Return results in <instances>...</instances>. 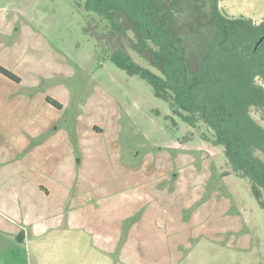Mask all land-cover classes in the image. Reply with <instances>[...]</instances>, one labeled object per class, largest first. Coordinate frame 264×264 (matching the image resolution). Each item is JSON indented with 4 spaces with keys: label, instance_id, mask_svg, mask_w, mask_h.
Segmentation results:
<instances>
[{
    "label": "rangeland",
    "instance_id": "374dc122",
    "mask_svg": "<svg viewBox=\"0 0 264 264\" xmlns=\"http://www.w3.org/2000/svg\"><path fill=\"white\" fill-rule=\"evenodd\" d=\"M78 1L0 0V65L22 79L0 74V264H264V210L213 131L116 67L123 48L151 68ZM220 8L264 20V0Z\"/></svg>",
    "mask_w": 264,
    "mask_h": 264
},
{
    "label": "trees",
    "instance_id": "16d2710c",
    "mask_svg": "<svg viewBox=\"0 0 264 264\" xmlns=\"http://www.w3.org/2000/svg\"><path fill=\"white\" fill-rule=\"evenodd\" d=\"M220 1L81 0L76 6L112 35L134 33L132 49L156 71L123 48L113 51L110 61L148 83L185 124L207 125L212 143L223 147L233 173L249 182L264 210V160L257 155L264 154V127L251 115L252 109L264 112V20L229 17ZM0 74L22 82L1 65ZM46 101L63 108L52 97Z\"/></svg>",
    "mask_w": 264,
    "mask_h": 264
},
{
    "label": "crops",
    "instance_id": "0c3cea01",
    "mask_svg": "<svg viewBox=\"0 0 264 264\" xmlns=\"http://www.w3.org/2000/svg\"><path fill=\"white\" fill-rule=\"evenodd\" d=\"M264 19V18H263ZM255 20V19H254ZM256 21V20H255ZM263 20H262V18L260 19V21H258L257 23H261Z\"/></svg>",
    "mask_w": 264,
    "mask_h": 264
},
{
    "label": "water",
    "instance_id": "95a60500",
    "mask_svg": "<svg viewBox=\"0 0 264 264\" xmlns=\"http://www.w3.org/2000/svg\"><path fill=\"white\" fill-rule=\"evenodd\" d=\"M263 40H264V38H262L261 42H262ZM261 42H260V43H261ZM260 43H259V44H260ZM259 44H258V45H259Z\"/></svg>",
    "mask_w": 264,
    "mask_h": 264
}]
</instances>
